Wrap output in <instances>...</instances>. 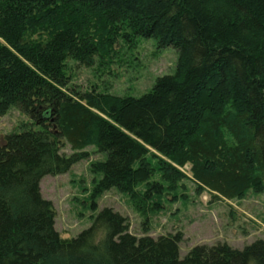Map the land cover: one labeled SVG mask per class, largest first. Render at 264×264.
<instances>
[{"label": "trees", "instance_id": "trees-1", "mask_svg": "<svg viewBox=\"0 0 264 264\" xmlns=\"http://www.w3.org/2000/svg\"><path fill=\"white\" fill-rule=\"evenodd\" d=\"M152 37L179 58L149 92L72 84L71 60L105 67ZM13 106L32 122L0 139V264H264L262 238L181 258V233L138 237L110 207L65 239L40 185L94 146L93 208L116 188L146 210L186 176L216 198L264 191V0H0V116Z\"/></svg>", "mask_w": 264, "mask_h": 264}, {"label": "rangeland", "instance_id": "rangeland-1", "mask_svg": "<svg viewBox=\"0 0 264 264\" xmlns=\"http://www.w3.org/2000/svg\"><path fill=\"white\" fill-rule=\"evenodd\" d=\"M178 58L173 46L160 49L156 38H142L135 48L118 45L113 62L105 67L97 60L92 66L71 60V82L82 90L96 87L98 91L140 97L154 87L158 77L175 73ZM31 122L17 106L11 107L0 116V139L21 132L24 124ZM61 151L67 155L73 152L69 145ZM86 151L89 156L69 171L47 175L40 183L43 197L55 206L56 230L65 239L89 228L105 207L127 217L130 232L138 237L181 233V258L197 245L227 243L243 249L257 239H264V191L251 190L232 200L216 198L208 190L198 188L188 176L180 179L174 190H169L166 184L165 192L156 193L146 210L138 208L129 194L116 188L104 192L93 208L89 197L99 175L92 164L105 156L94 146Z\"/></svg>", "mask_w": 264, "mask_h": 264}]
</instances>
